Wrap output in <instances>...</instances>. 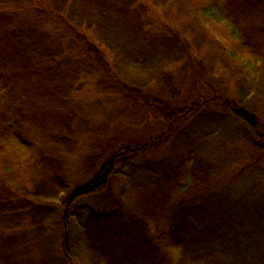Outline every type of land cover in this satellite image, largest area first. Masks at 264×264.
<instances>
[{"label": "trees", "instance_id": "1", "mask_svg": "<svg viewBox=\"0 0 264 264\" xmlns=\"http://www.w3.org/2000/svg\"><path fill=\"white\" fill-rule=\"evenodd\" d=\"M0 264H264V0H0Z\"/></svg>", "mask_w": 264, "mask_h": 264}, {"label": "rangeland", "instance_id": "2", "mask_svg": "<svg viewBox=\"0 0 264 264\" xmlns=\"http://www.w3.org/2000/svg\"><path fill=\"white\" fill-rule=\"evenodd\" d=\"M192 79L193 78L190 75H187L178 80L180 84L183 83L182 92L184 95L204 93L208 89L207 85L205 87L203 86V82L198 80L194 82ZM114 108L115 106H111L101 111L99 108L92 107L88 114L93 125L100 127L105 123L109 115L114 111ZM152 130H154V128L151 129L150 122L144 125L134 126L128 124L124 120L113 119L109 124L105 135L99 134L97 137H91L90 139L93 140H91L92 143L105 148L107 145L118 146L120 143L126 141H134L142 137L146 138ZM116 184L114 185V188L117 186Z\"/></svg>", "mask_w": 264, "mask_h": 264}]
</instances>
